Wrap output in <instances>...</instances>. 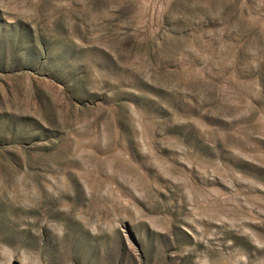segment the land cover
Here are the masks:
<instances>
[{
	"label": "rangeland",
	"instance_id": "1",
	"mask_svg": "<svg viewBox=\"0 0 264 264\" xmlns=\"http://www.w3.org/2000/svg\"><path fill=\"white\" fill-rule=\"evenodd\" d=\"M0 264H264V0H0Z\"/></svg>",
	"mask_w": 264,
	"mask_h": 264
}]
</instances>
